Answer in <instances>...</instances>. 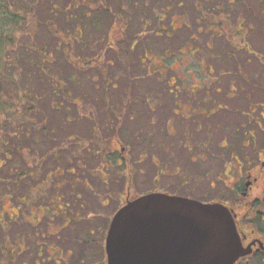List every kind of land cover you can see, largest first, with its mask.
<instances>
[{"label":"rangeland","instance_id":"1","mask_svg":"<svg viewBox=\"0 0 264 264\" xmlns=\"http://www.w3.org/2000/svg\"><path fill=\"white\" fill-rule=\"evenodd\" d=\"M26 1L36 22L16 44L32 47L31 63L19 59L1 81L0 264H43L57 245L67 264H103L124 185L114 140L130 159L134 195L208 198L228 158L222 140L231 151L240 134L237 115L185 121L167 90L192 87L199 67L205 76L212 67L215 83L201 85L210 91L242 71L263 77L264 0ZM118 36L134 40L128 62L118 58ZM62 258L54 252L51 262Z\"/></svg>","mask_w":264,"mask_h":264},{"label":"flooded vegetation","instance_id":"2","mask_svg":"<svg viewBox=\"0 0 264 264\" xmlns=\"http://www.w3.org/2000/svg\"><path fill=\"white\" fill-rule=\"evenodd\" d=\"M239 26L241 27L240 32H244L242 26L240 24ZM210 31L212 32L211 29ZM242 38H244L243 34ZM229 45L233 47L230 42ZM247 52L249 53V51ZM118 58L121 59L119 56ZM211 68L212 67L208 68L207 76H205L202 68L199 67L201 75L192 77V87L179 89L171 86L167 90L168 96H171L170 100L173 101V105L175 106L173 115L180 118L183 117L185 121L190 120L193 115L212 116L220 111H226L227 113L235 112L238 118L236 119V122L239 125L240 129H238V131L240 130V134L238 137H234L236 141L232 142L233 147L235 148L230 151L229 149H231V145L226 139H223L222 142L224 143H221V149H226L225 152L228 154V158L227 161L222 163L221 171L216 177L217 182L214 180L207 185L205 193L208 195V198L204 200H194L203 204H221L230 212L242 247L250 248V254L247 257L238 260L236 264H247L253 259H259L261 260V263H263L264 87L260 84L264 83V73L263 77L252 79L247 72L242 71L236 79L237 81L231 80V82L226 83L227 87L225 90L222 89L223 86L221 87L223 80H217V86L214 90L210 91L207 88H202L201 85H205L207 82H210L211 84L215 83L210 77L212 74ZM170 82L172 85L174 84L172 81ZM213 107L215 110L211 111ZM114 142L117 144L118 148L120 147L118 154L119 160H114L117 163L119 162V164H122L121 175L124 178L123 191L119 196L120 206H122L126 200H132L138 195L134 197L133 189L131 192H126L127 183L129 181L132 183L133 169L130 159L122 154L124 153V149H121L118 141L114 140ZM184 148H186L188 152L192 149L191 146L186 145H184ZM52 173L53 172H50L46 177L55 176L56 172L54 174ZM164 174L165 173H163V175ZM220 176H222L221 179H219ZM46 182L47 179L44 180V183ZM152 192H160L169 195L157 190H152L146 193ZM170 196L192 200L189 196ZM58 200H61L60 196H58ZM44 212L45 210L42 214H44ZM63 219L64 218H62V220ZM63 221L64 223L61 225V228L67 226L70 222L65 219ZM104 240L102 246V258L103 264H106ZM60 250L61 249H59L58 245L47 249L46 253L48 254V257L46 256L43 264H67L66 260L68 258L65 260V256H68L69 252L61 250V252H64L61 253ZM54 252H58L63 256L61 259L62 262L58 260L54 263L51 262V257ZM64 261L66 262L64 263Z\"/></svg>","mask_w":264,"mask_h":264},{"label":"water","instance_id":"3","mask_svg":"<svg viewBox=\"0 0 264 264\" xmlns=\"http://www.w3.org/2000/svg\"><path fill=\"white\" fill-rule=\"evenodd\" d=\"M104 248L106 264H236L250 254L224 206L159 192L125 201Z\"/></svg>","mask_w":264,"mask_h":264},{"label":"trees","instance_id":"4","mask_svg":"<svg viewBox=\"0 0 264 264\" xmlns=\"http://www.w3.org/2000/svg\"><path fill=\"white\" fill-rule=\"evenodd\" d=\"M18 3H20L19 8H17ZM33 8L34 4L29 3L26 0H0V96L2 95V92H6V90L3 88V85L1 84V81L11 80V76L14 74L12 71H16L15 62L19 59H25L26 63H31V61L27 59L30 58V53L33 50L32 47L22 48L20 45L16 44V40L19 31L23 32L24 30H26L28 24L36 22L32 19L35 16V14L33 13ZM118 37V41H114L117 43L118 56L128 62V60L131 58L134 40L132 39L129 42H126L123 37ZM18 48H22L23 51H19ZM43 51L44 50H42V52ZM42 54L44 59L41 60V63H47L49 58H45L44 53ZM37 57L38 56H36V59ZM0 108L3 109V106L0 105ZM7 118L13 120V124L14 120H18V117L16 119V117H13L12 113L9 114ZM1 123L2 122L0 121V130L2 128ZM7 135L15 136V133L9 132L7 133Z\"/></svg>","mask_w":264,"mask_h":264}]
</instances>
